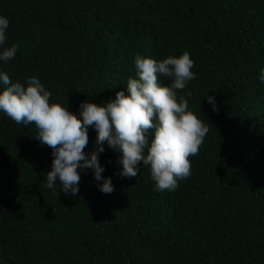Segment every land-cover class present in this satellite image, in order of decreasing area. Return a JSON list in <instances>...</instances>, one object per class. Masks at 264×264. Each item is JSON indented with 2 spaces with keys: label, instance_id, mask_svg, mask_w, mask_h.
Wrapping results in <instances>:
<instances>
[{
  "label": "trees",
  "instance_id": "1",
  "mask_svg": "<svg viewBox=\"0 0 264 264\" xmlns=\"http://www.w3.org/2000/svg\"><path fill=\"white\" fill-rule=\"evenodd\" d=\"M0 16V53L19 45L0 74L38 78L50 104L78 117L84 102L129 94L137 55L188 52L196 78L178 102L210 129L174 191H157L142 163L122 177V153L105 143L113 192L86 169L66 195L59 181L47 187L54 157L35 125L0 112V264H264V0H0ZM97 135L90 127L86 153Z\"/></svg>",
  "mask_w": 264,
  "mask_h": 264
},
{
  "label": "clouds",
  "instance_id": "2",
  "mask_svg": "<svg viewBox=\"0 0 264 264\" xmlns=\"http://www.w3.org/2000/svg\"><path fill=\"white\" fill-rule=\"evenodd\" d=\"M8 28V18L0 16V45L6 42ZM18 50L19 45L5 48L0 60L15 59ZM135 66L138 78L128 80V95L120 91L115 100L104 106L84 102L79 117L68 107L50 104L51 93L38 78H29L25 86L13 83L7 74H0L3 85L0 112L17 124H34L38 129L35 139L52 149V170L46 174L49 189H55L59 181L66 195H76L81 182L78 170L92 169L95 180H103L98 184L100 191L112 193V181L102 177L105 169L98 158L105 150V143L122 153L118 161L122 165V177H137L141 163L150 166L151 178L160 192L174 191L178 180L190 177L189 157L199 154L210 130L188 111V100L179 97L178 102L177 90H184L196 78L192 71L194 61L188 52L159 62L137 55ZM161 77L171 78V85L162 86ZM259 79L264 83V70ZM208 101L213 111H218L215 98L208 97ZM90 127L97 131V148L86 153Z\"/></svg>",
  "mask_w": 264,
  "mask_h": 264
}]
</instances>
